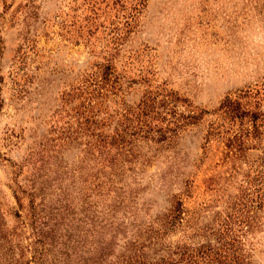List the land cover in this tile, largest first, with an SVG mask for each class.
<instances>
[{"label":"rangeland","instance_id":"1","mask_svg":"<svg viewBox=\"0 0 264 264\" xmlns=\"http://www.w3.org/2000/svg\"><path fill=\"white\" fill-rule=\"evenodd\" d=\"M108 193L115 254L177 201L151 257L227 243L228 263L264 264V0H0L7 257H91Z\"/></svg>","mask_w":264,"mask_h":264},{"label":"trees","instance_id":"2","mask_svg":"<svg viewBox=\"0 0 264 264\" xmlns=\"http://www.w3.org/2000/svg\"><path fill=\"white\" fill-rule=\"evenodd\" d=\"M119 137H121V139H119ZM122 142H124L123 134L119 135L117 139L112 136L109 147L114 148L117 151L120 146H122ZM112 155L114 156V154ZM116 157L117 154H115V158H110V162L114 163L116 159H118ZM113 168L117 169L118 165L115 163V165H113ZM111 175L112 169L109 173V176L104 177L107 178V181L114 182L115 179L111 177ZM106 196L105 207L107 212L105 213H103V204L102 207L99 208L98 205L92 202L88 203L89 207L92 210V223L94 224L95 222H97L101 214L108 216L113 221H108V219L106 218L107 224L109 226H107V228H105L104 230L93 232L92 238H95L96 235H104L105 237L101 236L99 239L92 240L90 244V247L92 246L94 251L92 256L85 259L80 257L75 264H79L80 262V264H199L204 259H212L219 264H230L226 261L228 258L227 243L221 244V247L218 248V251L215 250L213 252H210L209 250L196 252V250L193 249L189 253H187V251L179 247H177L176 249H170V247L166 246L164 249H160V252H163L162 254L154 256V258L149 255L152 246L156 245L157 241L162 239L163 235L165 234L166 228L173 222L181 220L182 205L177 201L174 202L173 209L169 211L171 215H165L159 222V224H156L155 226L149 224L147 226L143 225L141 226V228H136L135 232H133L131 236L126 239L127 247L124 249V251L121 254H115V238L123 237L120 230L122 226V218L118 220L119 218L116 215L117 213L122 214L123 212H121L119 210L120 208H117V205H115L117 203V193H108V195ZM16 201L19 204V198H16ZM63 210H65L66 213H68V211L71 212L70 208H67L66 206L63 207ZM55 211H57V209H55ZM111 211L112 214H110ZM129 214L130 212L125 213V216ZM132 216L135 218L136 213L133 212ZM4 229H6L5 224H3V222L0 220V264H21L19 262L20 259L16 258L13 255V252L11 254V257H7L4 248H2L1 239H5V234L3 233V231H5ZM238 260L239 256H236L234 263L240 264Z\"/></svg>","mask_w":264,"mask_h":264}]
</instances>
